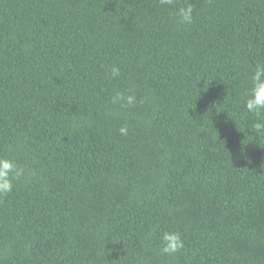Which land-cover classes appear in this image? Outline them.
<instances>
[{"label":"trees","instance_id":"obj_1","mask_svg":"<svg viewBox=\"0 0 264 264\" xmlns=\"http://www.w3.org/2000/svg\"><path fill=\"white\" fill-rule=\"evenodd\" d=\"M258 62L264 0H0V264H264Z\"/></svg>","mask_w":264,"mask_h":264},{"label":"clouds","instance_id":"obj_2","mask_svg":"<svg viewBox=\"0 0 264 264\" xmlns=\"http://www.w3.org/2000/svg\"><path fill=\"white\" fill-rule=\"evenodd\" d=\"M161 5H169L174 0H159ZM194 8L192 4H185L176 10L178 22L184 25L193 23ZM120 75V70L117 67H112L111 77L114 79ZM250 87L245 93L244 108L248 113L257 117L252 123V129L256 133L264 131V62H258L255 70L249 76ZM143 101H141L142 103ZM112 104H120L121 107H132L137 103L134 94H126L117 92L111 100ZM119 133L122 136L128 134V127L119 128ZM24 169L19 167L14 160L0 156V198L11 193L13 190V181L21 177ZM160 252L163 255L173 256L184 248L182 236L177 231H164L160 236Z\"/></svg>","mask_w":264,"mask_h":264}]
</instances>
